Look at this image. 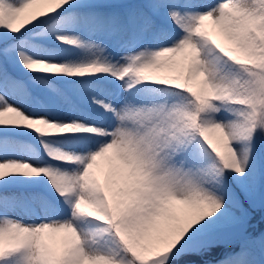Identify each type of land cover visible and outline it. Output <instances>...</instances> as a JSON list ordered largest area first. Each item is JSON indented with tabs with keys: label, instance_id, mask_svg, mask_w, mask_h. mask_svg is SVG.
<instances>
[{
	"label": "snow or ice",
	"instance_id": "obj_1",
	"mask_svg": "<svg viewBox=\"0 0 264 264\" xmlns=\"http://www.w3.org/2000/svg\"><path fill=\"white\" fill-rule=\"evenodd\" d=\"M264 0H0V264H264Z\"/></svg>",
	"mask_w": 264,
	"mask_h": 264
},
{
	"label": "trees",
	"instance_id": "obj_2",
	"mask_svg": "<svg viewBox=\"0 0 264 264\" xmlns=\"http://www.w3.org/2000/svg\"><path fill=\"white\" fill-rule=\"evenodd\" d=\"M262 211L263 210L258 209L253 212V219L251 221V224L254 225V227L251 228L250 231H253L256 234H259L260 232L264 231V215ZM257 221H258V225H257Z\"/></svg>",
	"mask_w": 264,
	"mask_h": 264
},
{
	"label": "rangeland",
	"instance_id": "obj_3",
	"mask_svg": "<svg viewBox=\"0 0 264 264\" xmlns=\"http://www.w3.org/2000/svg\"><path fill=\"white\" fill-rule=\"evenodd\" d=\"M263 212V215H264V210L262 211ZM263 215H262V217H263ZM261 218V217H260ZM257 225H258V221H257Z\"/></svg>",
	"mask_w": 264,
	"mask_h": 264
}]
</instances>
